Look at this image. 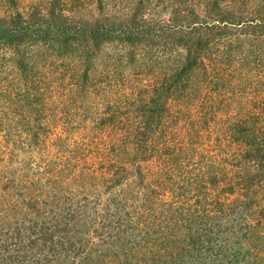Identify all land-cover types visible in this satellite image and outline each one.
<instances>
[{
  "label": "trees",
  "instance_id": "16d2710c",
  "mask_svg": "<svg viewBox=\"0 0 264 264\" xmlns=\"http://www.w3.org/2000/svg\"><path fill=\"white\" fill-rule=\"evenodd\" d=\"M21 1L0 0V11L3 5L6 9L0 14V53L3 48L12 49L17 75L26 79L27 102L35 98L33 82L38 79L28 80L36 65L27 61L22 48L26 51L32 45L37 47L33 59L44 46L60 56L91 59L113 43H146L149 50H145L144 62L137 53L144 55L145 47L130 51L126 60L139 67L140 78L149 81L133 87L138 81L129 84L124 79L107 96V113L117 111V128L125 131L119 136V148L107 149L109 143L105 148L98 141L97 148L79 142L73 145L72 156L68 151L54 162L51 179H61V186L50 190L39 187L40 196L35 197H22L25 185L9 199L0 195V237L7 235L0 238V264H58L60 259L70 264L66 259L73 256L76 264H264V98L256 97L250 107L237 104L233 94L228 96V90L235 89L246 98L240 84L228 86L232 73L246 74L237 61L224 70L229 50L218 42L225 41L221 38L225 36L262 39L252 46V58L241 60L254 61L258 74L262 72L264 77V14L257 13L260 19L252 14L245 20L241 14L216 11L210 21H189L188 13L176 9L168 20L159 22L144 11L153 0H136L127 18L101 14L93 21H70L68 16L62 18L60 11L86 8L89 0H54L49 6L50 18L25 13ZM96 2L97 10L105 11L110 2L121 7L124 0ZM82 41H88L85 47L73 46V42ZM154 47L160 50L154 51ZM1 58L4 55L0 54ZM5 64L7 60L0 66ZM109 64L105 61L104 66ZM260 78L262 82L257 76V84L264 91V78ZM71 87L61 90V110L69 102L78 107L81 101ZM36 89L41 93L42 107L52 106L59 94L54 87L46 88L45 94L40 85ZM170 103H177L178 112L185 117L175 116ZM181 120L184 124L174 130L172 125ZM209 132L210 137H204ZM28 135L29 145L37 147L38 154L44 152L39 148L41 134L33 130ZM63 146L59 152L64 153ZM130 146L134 148V162L155 161L161 172L153 171L145 178L142 169L135 168L140 181L137 196L131 200L130 193L114 191L129 170L119 165L115 172L108 169L110 179L98 188L115 193L103 203L105 212H97V224L104 217L111 218L102 220L101 227L97 225V244L87 242L78 247L69 225L83 219L80 215L84 209L67 199L64 185L69 187L76 181L83 155L97 152L101 164L106 161L112 167L108 162ZM40 168L48 174L46 167ZM238 168L249 171L238 172ZM154 173L158 179H150ZM169 189L175 195L168 201L164 195ZM62 198L66 200L61 204ZM51 200L58 201L56 205L52 202L53 208ZM101 200L102 194L97 193L98 208ZM52 214L51 218L58 220L60 215L66 223L55 221L53 228L43 219Z\"/></svg>",
  "mask_w": 264,
  "mask_h": 264
},
{
  "label": "rangeland",
  "instance_id": "374dc122",
  "mask_svg": "<svg viewBox=\"0 0 264 264\" xmlns=\"http://www.w3.org/2000/svg\"><path fill=\"white\" fill-rule=\"evenodd\" d=\"M53 1L22 0L21 6L25 10V13L32 15L39 13L41 17L50 18L52 14L49 6ZM135 2L136 0H124L121 7L110 2L105 11H98L96 0H89V6L86 8L83 7L77 11H60V13L63 12L61 13L64 15L62 18L65 19L68 16L70 21H80L84 18L93 21L94 16L98 15L99 17L101 14L127 18L130 11L133 10L131 7L134 6ZM179 3H182L183 6H179ZM3 6V10L0 11L1 15L6 13L5 5ZM176 9L188 13L190 15L188 17L189 21H193L194 19L198 21H210L216 17V11L241 14L246 20L251 19L252 14L256 18L258 17L257 13L264 14V0H153L147 10L145 9L144 11H147L145 12L147 16L149 15L155 20L163 22L168 20ZM257 19H260V17ZM48 26L49 23L44 25L43 28H47ZM221 38L225 40L218 41L222 44L221 47L229 50L228 54L225 55L224 70L227 71L230 68V64L237 61V65L242 64L240 65L241 72L246 74L244 77H241L240 74L238 75V73L234 72L232 73L233 77L228 82L229 88L238 87L239 84L241 87H244L243 95L246 98H243L235 89H229L228 96L233 94V100L237 104H246L253 107L256 97H260L259 99L264 98L263 88L257 84V76L260 81V77H264L261 74L262 72L258 74V68L254 61H242L241 59L245 57L252 58L254 55L251 53L253 51L252 46L261 43L262 39L255 40L252 35L239 36L238 40H236V37L230 38L229 36ZM227 38H230L231 41ZM87 43L88 41H82L81 44L73 42V46L83 48ZM145 45L146 43L138 45H134V43L133 45L127 44L125 42L113 43L104 47L98 57L96 53L91 59L77 58L76 55L75 57L60 56L55 49H45V46L36 53L37 55L33 59L31 58L32 52L36 51L37 47L32 45L26 51L22 48V52L26 54L25 58L27 61L36 65L34 72L30 74V79H28H38L36 82H33L36 94L32 102L26 101L27 95L24 92V84H26L24 80L26 79H19L17 75V70L14 66L16 62H12L11 59L12 49H2L0 54L4 55L5 58L0 59V65H3L5 60H7V64L4 67L0 66V121H2L0 124V195L4 199H9V195L19 188H23V185H25V193L22 197H35L38 194L40 196L39 187L43 188L45 186L46 189L50 190V188H53L52 186H61L59 184L61 179H51V172L54 171V162L59 160L64 154H68V151L71 152L69 154L72 156L73 152L71 149L73 145H77L79 142L87 143L95 148H97V141L104 147L109 143L107 149L120 147L119 139L121 132L124 134L125 131L124 129L117 128L118 121L116 119L119 120V114H116L117 111L115 114L114 112L107 113V108L110 104L107 96L111 94L112 90L115 91L116 86L124 79L129 84L138 81L133 87L148 84L149 80L144 79L145 77H139L141 76L138 74V71H140L139 67L134 66L126 60V56H129L130 51H142ZM153 49L154 51L160 50L159 47H154ZM145 50L148 51L149 49L147 50V47L144 48V55L140 52L137 53L139 59L143 62L146 59ZM154 51L152 50V53ZM258 51H255L256 55ZM105 61L110 62V66H104ZM75 74H78V79ZM142 79H144L143 83H140ZM38 85L43 90V94H45L46 88L54 87L57 90L59 94L55 95L52 106L42 107L40 102L41 93L39 89H36ZM69 87L75 89V93L79 94L81 101L78 107H75L74 103L71 104L69 102L62 108L64 110H61V90H67ZM235 93H238V95H235ZM170 105H173L174 115L179 116V106H176L178 104L170 103ZM235 109H238V107L235 106ZM111 116L114 119H109ZM180 116L181 118L185 117L182 114ZM182 124H184L183 120L176 121L172 127L178 131V127L182 126ZM68 125L71 128L69 133L66 132L69 128ZM33 130H37L41 134L40 141L42 145L39 144V148L44 150V152L40 154H38L37 147L29 145L28 134H32ZM216 135L215 131L214 136ZM204 137L209 138L210 132L206 133ZM45 144L47 146H44ZM61 144H64V153L58 150ZM123 150L120 155H115L108 162V164L113 163L112 167L107 166L106 161L103 166L101 164L102 161L97 157V152L95 154L83 155L84 162H79V171L75 176L76 181L69 185V187L68 185H64L67 191L66 195L69 196L67 199L73 201V206H80L84 209L82 210V215H80L83 219L69 225L72 228L71 234L75 236L74 242H76L78 247L82 246V244L86 246L87 242L90 245L93 243L97 244V240H99L96 232L97 225L99 224V227H101L102 220L108 221L111 218L104 217L97 224V212L99 209H101V212L99 211L101 215L105 212L103 203L107 204L115 192L120 193L125 191L126 193H130L131 200L137 196V186H139L140 181L138 178L140 176L137 175L136 169L141 168L145 178L149 177L148 174L153 171L161 172V170H158L161 169L160 166L156 165L155 161H144L142 164H139L138 161L134 162L133 158L135 154L133 147L130 146ZM72 163H74V160H72ZM118 165L125 171L129 170V174L127 173L124 181L122 180L119 184L115 185V192H112L111 189L103 191L104 189L98 188L106 184V181L110 179L109 176L112 175V172L108 171V169L113 168V172H115L118 169L115 167ZM40 166L46 167L47 175L44 174ZM246 171H249V168L242 170L238 168V172ZM235 173L236 171H233V174ZM47 178L50 179L49 182H47ZM151 178L158 179L155 173L152 174ZM170 182H167V184L173 189ZM100 191L103 192L101 193ZM175 192L177 190L174 189ZM97 193L99 196L102 194L103 199V201H100L99 208L97 206ZM173 195L175 194L171 190L167 191L164 199L169 201L173 199ZM65 200V198H62V201H59V203L62 204ZM52 202L56 205L58 201L51 200V208H53ZM66 203H68V200ZM115 208L116 205L112 206V212ZM53 215L43 218L47 219L49 225L53 228L55 221L62 225L66 223L60 215L58 216V220L51 218ZM170 229L172 228L170 227ZM0 238L6 239L7 235L4 236L2 234ZM122 241V239L118 241L117 245L121 246ZM1 243H3L2 240H0ZM127 252L129 253L128 250ZM66 260L70 264H76L77 259L75 260L73 256ZM114 260H116V255ZM58 264H63L62 259L59 260Z\"/></svg>",
  "mask_w": 264,
  "mask_h": 264
}]
</instances>
